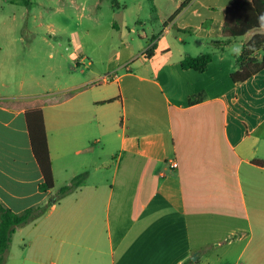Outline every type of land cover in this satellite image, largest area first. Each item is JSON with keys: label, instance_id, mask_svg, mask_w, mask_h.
Here are the masks:
<instances>
[{"label": "crops", "instance_id": "1", "mask_svg": "<svg viewBox=\"0 0 264 264\" xmlns=\"http://www.w3.org/2000/svg\"><path fill=\"white\" fill-rule=\"evenodd\" d=\"M176 17L164 22V34L179 31L174 44L153 36V56L132 61L126 43L128 57L110 59L107 73L60 89L26 90L16 53L0 47V101H43L55 180L39 190L25 110L0 106V201L22 213L83 176L16 228L4 264H182L194 255L195 264H264V167L253 163L264 159V132L242 120L264 98V71L235 83L230 46L251 36L222 47L214 43L224 38L201 37L193 51ZM205 53L204 72L182 67Z\"/></svg>", "mask_w": 264, "mask_h": 264}, {"label": "rangeland", "instance_id": "2", "mask_svg": "<svg viewBox=\"0 0 264 264\" xmlns=\"http://www.w3.org/2000/svg\"><path fill=\"white\" fill-rule=\"evenodd\" d=\"M186 1L117 0L121 7H114V0H0V47L16 53L26 90L60 89L73 80L84 81L90 71L107 73L108 61L122 55L126 43L135 51L132 61L146 56L153 36L161 47L174 44L179 31L175 27L164 34V22ZM231 2L193 0L176 17L193 51H200L201 37L224 38L225 10ZM263 56L261 52L257 59ZM242 120L249 131L264 132V98Z\"/></svg>", "mask_w": 264, "mask_h": 264}, {"label": "trees", "instance_id": "3", "mask_svg": "<svg viewBox=\"0 0 264 264\" xmlns=\"http://www.w3.org/2000/svg\"><path fill=\"white\" fill-rule=\"evenodd\" d=\"M117 5V0H114ZM193 0L184 2L178 11L172 16V21L179 15ZM264 13V0H232L225 10V17L222 26L223 40L215 42L217 47L226 46L233 41L251 36L243 45L244 51L238 57L240 70L231 74L235 83H243L264 71V56L261 61L257 56L264 52V35L260 34L257 17ZM155 47H152L147 54L152 57ZM213 59L212 53H205L197 57H186L181 65L184 69H194L204 72ZM63 98H60L62 100ZM40 100L0 101V106L6 109H24L25 118L31 143V148L36 162L40 168L43 181L39 185L41 192H48L55 187V180L52 170V162L49 153L45 119ZM108 103V102H106ZM253 163L264 167V159H255ZM83 176L76 177L69 185L62 187L56 195L51 197L47 205H36L28 208L22 213H14L0 201V264L5 263L7 250L9 249L12 236L16 228L29 224L45 213L50 203H55L61 197L67 195L80 185ZM182 264H195L191 259Z\"/></svg>", "mask_w": 264, "mask_h": 264}, {"label": "clouds", "instance_id": "4", "mask_svg": "<svg viewBox=\"0 0 264 264\" xmlns=\"http://www.w3.org/2000/svg\"><path fill=\"white\" fill-rule=\"evenodd\" d=\"M249 2H251V0H249ZM257 22L259 24L260 34L264 35V13L258 15ZM229 50L236 57H239L243 54L244 48L242 44L236 43L232 44Z\"/></svg>", "mask_w": 264, "mask_h": 264}, {"label": "built area", "instance_id": "5", "mask_svg": "<svg viewBox=\"0 0 264 264\" xmlns=\"http://www.w3.org/2000/svg\"><path fill=\"white\" fill-rule=\"evenodd\" d=\"M147 51L148 50H146L145 51V54H146V56L145 57H148V54H147ZM112 77H117V75H114V76H112ZM110 80V76H104L103 77V81H109ZM172 168H175V167H177V163L175 162V161H173V162H171V165H170Z\"/></svg>", "mask_w": 264, "mask_h": 264}, {"label": "water", "instance_id": "6", "mask_svg": "<svg viewBox=\"0 0 264 264\" xmlns=\"http://www.w3.org/2000/svg\"><path fill=\"white\" fill-rule=\"evenodd\" d=\"M191 260H192L193 262H196V260H197V255L192 256Z\"/></svg>", "mask_w": 264, "mask_h": 264}]
</instances>
